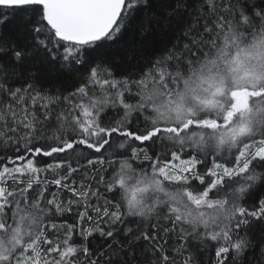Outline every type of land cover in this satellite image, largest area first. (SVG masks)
<instances>
[{
  "label": "snow or ice",
  "instance_id": "6c2138e0",
  "mask_svg": "<svg viewBox=\"0 0 264 264\" xmlns=\"http://www.w3.org/2000/svg\"><path fill=\"white\" fill-rule=\"evenodd\" d=\"M155 8L0 0V264H264V0H197L117 74L104 50Z\"/></svg>",
  "mask_w": 264,
  "mask_h": 264
},
{
  "label": "trees",
  "instance_id": "16d2710c",
  "mask_svg": "<svg viewBox=\"0 0 264 264\" xmlns=\"http://www.w3.org/2000/svg\"><path fill=\"white\" fill-rule=\"evenodd\" d=\"M154 2L156 5L155 12L161 20L160 24L153 22V24L149 26L147 24V18L142 17L144 29L124 33L122 38L117 39L115 43L110 44V46L104 50V54L113 61L117 74L122 72H133L136 70L134 66L138 62L154 58L167 48H170L181 35V30L185 23L189 22L188 12L193 9L197 0H187V10L182 11L179 16H176L172 20L168 19V14L171 13L172 9L177 6L180 0H154ZM161 12L164 13L162 17L159 16ZM149 15H152V13ZM17 24L18 22H13L9 27L15 28L16 33L19 34L20 29L16 27ZM143 66L144 65L141 64V67ZM35 71L43 81L45 87H51L54 90L57 88H65L67 91L72 90V81L66 74L62 73L58 67L44 65L35 69ZM109 115L115 116V113L110 111ZM171 242L172 240L170 238V243ZM252 242L253 244L259 242L260 246H264V241L259 240L258 232L252 237ZM142 247L143 245L140 246V248ZM140 248H137L136 259L132 264H147V260L151 259V257L143 256ZM212 252L214 253V249ZM169 255H171V253H169ZM248 255L251 256L252 253L250 252ZM207 256L208 253L206 252L203 259L207 260Z\"/></svg>",
  "mask_w": 264,
  "mask_h": 264
}]
</instances>
